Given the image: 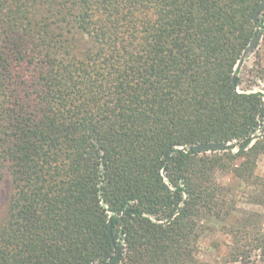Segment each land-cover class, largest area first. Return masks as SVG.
<instances>
[{
  "label": "trees",
  "instance_id": "1",
  "mask_svg": "<svg viewBox=\"0 0 264 264\" xmlns=\"http://www.w3.org/2000/svg\"><path fill=\"white\" fill-rule=\"evenodd\" d=\"M262 1L0 0V264H218V224L228 258L264 254L234 191L264 206V94L236 68Z\"/></svg>",
  "mask_w": 264,
  "mask_h": 264
},
{
  "label": "rangeland",
  "instance_id": "2",
  "mask_svg": "<svg viewBox=\"0 0 264 264\" xmlns=\"http://www.w3.org/2000/svg\"><path fill=\"white\" fill-rule=\"evenodd\" d=\"M264 18V10L262 12ZM264 70V33L259 41L255 51L250 54L240 66L239 77L241 83L237 87L240 92L259 91L264 94V77L262 72ZM233 151H235L233 149ZM210 153V152H207ZM256 173L264 175V155H260L257 160ZM218 179L223 182H230L233 185H239L238 180L232 178L231 174L218 173ZM8 191L7 179L0 188V209L3 205ZM237 193V216H241L246 212L255 213L258 217L259 230L264 233V206L255 205L248 202L247 193L245 189H234ZM236 216V217H237ZM215 231L208 237L201 241L200 257L204 260L216 262L218 264H264V254L259 249L250 251V257L247 263H242L240 260H232L228 258V251L230 250L231 241L229 236L220 231V224L214 226Z\"/></svg>",
  "mask_w": 264,
  "mask_h": 264
},
{
  "label": "water",
  "instance_id": "3",
  "mask_svg": "<svg viewBox=\"0 0 264 264\" xmlns=\"http://www.w3.org/2000/svg\"><path fill=\"white\" fill-rule=\"evenodd\" d=\"M264 10V0L262 2H260L255 11H254V15L253 18L256 19L257 16L259 15L260 11ZM262 37V32L259 31L249 42L248 45V52L249 54L246 55H242L241 58L238 60V63L236 64V68L241 66V63L244 62V60L250 55L252 54L255 49L257 48L259 41ZM233 82L235 83V75H233L232 77ZM226 143H199L196 144L192 147V150L197 151V152H211V151H223L226 149ZM169 151L166 152V154H168ZM111 222L109 223V234L110 236H112V227H111ZM115 247V251H116V255L113 259L112 262H115L118 260L119 256L121 255V246H114Z\"/></svg>",
  "mask_w": 264,
  "mask_h": 264
}]
</instances>
